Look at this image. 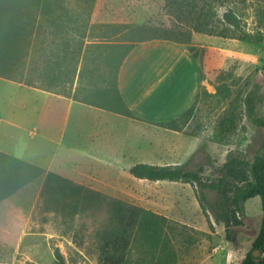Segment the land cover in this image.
Listing matches in <instances>:
<instances>
[{"label":"rangeland","instance_id":"374dc122","mask_svg":"<svg viewBox=\"0 0 264 264\" xmlns=\"http://www.w3.org/2000/svg\"><path fill=\"white\" fill-rule=\"evenodd\" d=\"M62 2L66 9L77 8L75 0ZM159 4L151 13L143 2L97 0L91 39L120 43L127 40L120 26L130 14L153 15V25L179 26L181 33L172 37L186 48L208 51L199 58L213 83L204 80L179 131L79 102L68 110L65 101L47 97L46 130L55 142H46L40 160L45 174L10 198L23 227L16 245L0 240V264H58L57 251L65 264H98L102 244L118 232L111 216L133 206L171 222L169 264H240L252 249L262 220L259 197L245 203L244 224L228 239L213 212H202L195 186L139 180L129 169L137 163L202 167L204 177L216 181L229 154L249 162L264 154V128L247 118L244 103L254 92L255 114L264 118V0H187L183 12L167 0ZM227 11L240 19L239 28L224 20ZM216 86L224 91L217 93ZM206 193L215 200V193ZM162 248L133 240L126 264H156Z\"/></svg>","mask_w":264,"mask_h":264},{"label":"trees","instance_id":"16d2710c","mask_svg":"<svg viewBox=\"0 0 264 264\" xmlns=\"http://www.w3.org/2000/svg\"><path fill=\"white\" fill-rule=\"evenodd\" d=\"M75 1L77 8L66 9L62 0H0V77L87 106L133 117V112L119 91V68L140 42L151 39L178 42L172 35L181 33L180 27L169 28L167 24L161 23L153 25V15L135 16L131 18L133 22L120 26V36L124 39L127 37V40L117 44L92 40L93 27L89 24L97 0ZM128 1L143 2L151 13L157 4L160 5V0ZM167 1L171 8L183 12L187 0ZM223 18L234 28L240 27V19L233 12L227 11ZM139 34L147 36L140 37ZM182 43L188 46L186 42ZM187 49L195 59L198 58L201 80L213 83L204 72L205 62L202 60L208 51L192 46ZM216 87L217 93L224 91ZM202 92L207 93L206 90ZM199 94L200 91L197 97ZM244 103L247 118L254 125L264 128V118L255 114V93L249 92ZM192 109L193 106L178 118L157 125L179 131L178 122L188 117ZM45 171L0 152V240L11 245L18 243L23 222L18 218L19 213L10 198L40 178ZM203 172L202 167L191 170L185 165L158 166L148 163H137L129 169L130 175L139 180L180 182L195 186L196 199L202 212H213L216 220L223 223L228 239H231L234 228L244 224L245 203L259 197L261 227L252 249L240 264H264V257L253 256L255 250L264 254V154L255 156L252 162L229 154L218 170L216 181L205 178ZM206 191L215 193L214 201L208 199ZM111 220L118 232L102 244L98 264H126L133 240L152 249L163 247L160 249L162 256L156 264L170 263L172 253L165 252V248L166 231L171 229L172 224L165 216L133 206L111 216ZM133 230L136 233L132 237ZM56 256L58 264H65L58 251Z\"/></svg>","mask_w":264,"mask_h":264},{"label":"crops","instance_id":"0c3cea01","mask_svg":"<svg viewBox=\"0 0 264 264\" xmlns=\"http://www.w3.org/2000/svg\"><path fill=\"white\" fill-rule=\"evenodd\" d=\"M134 17L130 14L129 22L123 24L133 22ZM203 85L197 61L189 50L166 39L138 43L118 75L119 91L129 109L140 118L158 123L174 120L187 111ZM47 97L65 101L68 110L78 103L0 77V152L45 169L40 160L46 142H55L46 130ZM52 121L50 118L49 123ZM62 138L61 130L59 145Z\"/></svg>","mask_w":264,"mask_h":264},{"label":"water","instance_id":"95a60500","mask_svg":"<svg viewBox=\"0 0 264 264\" xmlns=\"http://www.w3.org/2000/svg\"><path fill=\"white\" fill-rule=\"evenodd\" d=\"M257 253H258V250H255V251L253 252V256H255Z\"/></svg>","mask_w":264,"mask_h":264}]
</instances>
